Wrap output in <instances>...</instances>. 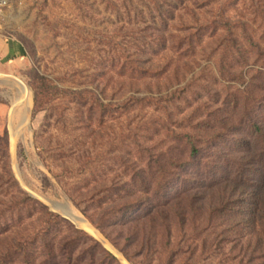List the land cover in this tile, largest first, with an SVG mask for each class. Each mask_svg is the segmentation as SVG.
Wrapping results in <instances>:
<instances>
[{
    "label": "rangeland",
    "instance_id": "obj_1",
    "mask_svg": "<svg viewBox=\"0 0 264 264\" xmlns=\"http://www.w3.org/2000/svg\"><path fill=\"white\" fill-rule=\"evenodd\" d=\"M153 2L8 0L0 16V135H8L9 168L52 212L50 203H61L86 219L93 232L70 222L122 264H246L245 241L226 239L232 214L196 208L229 181L256 189L261 180L248 165L263 164L251 122L264 125V0H182L168 30ZM143 13L149 33L161 27L168 40L146 57L147 78L120 61ZM45 81L63 94L39 110L34 87ZM136 172L151 189V209L188 210L187 224L171 210V238L150 230L144 243L136 211L107 199L117 186L138 187Z\"/></svg>",
    "mask_w": 264,
    "mask_h": 264
},
{
    "label": "trees",
    "instance_id": "obj_2",
    "mask_svg": "<svg viewBox=\"0 0 264 264\" xmlns=\"http://www.w3.org/2000/svg\"><path fill=\"white\" fill-rule=\"evenodd\" d=\"M153 3L159 13V24L168 30L171 23L177 19V11L181 8L179 6L182 5V0H154ZM139 15L142 21L136 22L139 33L136 37L134 35L131 46L122 48L120 61L125 62L122 69L147 78L151 74V70L147 69L151 61L146 57L150 53L158 56L157 49L168 48V40L161 27L155 29L156 32L149 33L145 14ZM151 15L153 16L152 13ZM153 23L157 24L156 19ZM143 25L147 28H141ZM227 25L231 23L227 22ZM177 50L182 53V43ZM37 85L34 87V96L35 106L39 110L47 101L57 96V93L63 94L59 88L47 84V81ZM251 126L257 137L262 140L263 147L259 156H256L263 164L260 167L252 166V162L248 165L251 171L261 178L257 188L250 189L237 181H229L216 187L209 195H204L206 201L204 200L197 208L192 204V209L210 212L212 215L232 214L227 220L229 225L228 233L225 234L226 239L245 241L246 264H264V125L251 122ZM191 144L194 155H198L200 149L193 141ZM7 145L8 135H0V264H122L98 240L86 231L76 228L62 215L52 212L46 204L21 188L9 168ZM241 146L250 150V140L244 138ZM243 154L244 157H250L249 154ZM172 161L174 164L177 163L175 159ZM250 161L259 160L251 158ZM142 178L140 172L134 173L132 180L138 187L132 189L129 184L117 186L113 190L116 193H109L110 195L106 197L112 201L118 197L120 206L125 208L124 212L136 211L133 222H136V227L142 235L140 240L144 243L149 239L150 230L164 229L171 238L173 236L171 210H176L175 214L183 224L188 222V210L183 208L180 211L179 206H172L169 209L158 206L151 209L148 205L151 200V189L145 185ZM147 207H150V210ZM102 231L110 238L105 230ZM112 242L121 248L118 243L113 240ZM124 254L131 260L127 252L124 251Z\"/></svg>",
    "mask_w": 264,
    "mask_h": 264
},
{
    "label": "water",
    "instance_id": "obj_3",
    "mask_svg": "<svg viewBox=\"0 0 264 264\" xmlns=\"http://www.w3.org/2000/svg\"><path fill=\"white\" fill-rule=\"evenodd\" d=\"M51 209L53 210V212L58 213L60 215H62L64 218L72 221L76 226H78L79 228H82L77 221L74 219L72 213L73 210L70 206L61 204V203H50ZM85 230V229H84ZM88 232V231H87Z\"/></svg>",
    "mask_w": 264,
    "mask_h": 264
},
{
    "label": "bare ground",
    "instance_id": "obj_4",
    "mask_svg": "<svg viewBox=\"0 0 264 264\" xmlns=\"http://www.w3.org/2000/svg\"><path fill=\"white\" fill-rule=\"evenodd\" d=\"M74 219L77 221V223L82 227V228H86L90 231L93 232V228L90 226L89 222L84 219L82 216H80L78 213H76L74 210H73V213H72ZM99 234L96 236L97 238H100V239H103V236L100 232H98ZM111 249L114 250V248L112 246H110L109 244H107Z\"/></svg>",
    "mask_w": 264,
    "mask_h": 264
},
{
    "label": "built area",
    "instance_id": "obj_5",
    "mask_svg": "<svg viewBox=\"0 0 264 264\" xmlns=\"http://www.w3.org/2000/svg\"><path fill=\"white\" fill-rule=\"evenodd\" d=\"M8 0H0V16L2 15L3 9L7 7Z\"/></svg>",
    "mask_w": 264,
    "mask_h": 264
}]
</instances>
